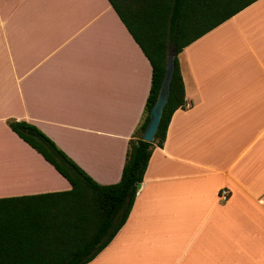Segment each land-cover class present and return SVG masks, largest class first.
<instances>
[{
  "label": "crops",
  "instance_id": "crops-1",
  "mask_svg": "<svg viewBox=\"0 0 264 264\" xmlns=\"http://www.w3.org/2000/svg\"><path fill=\"white\" fill-rule=\"evenodd\" d=\"M178 61L186 106L154 147L126 222L85 264H264V0ZM150 83L108 0H0V197L70 187L9 119L35 124L97 182L118 181Z\"/></svg>",
  "mask_w": 264,
  "mask_h": 264
},
{
  "label": "trees",
  "instance_id": "trees-1",
  "mask_svg": "<svg viewBox=\"0 0 264 264\" xmlns=\"http://www.w3.org/2000/svg\"><path fill=\"white\" fill-rule=\"evenodd\" d=\"M151 66L146 115L129 140L118 181L87 174L35 124L9 119L10 129L67 180L65 190L0 197V264H85L114 238L134 204L154 147L187 100L178 53L255 0H108ZM175 44L169 94L153 141L141 138Z\"/></svg>",
  "mask_w": 264,
  "mask_h": 264
},
{
  "label": "water",
  "instance_id": "water-1",
  "mask_svg": "<svg viewBox=\"0 0 264 264\" xmlns=\"http://www.w3.org/2000/svg\"><path fill=\"white\" fill-rule=\"evenodd\" d=\"M175 54V44L169 45L165 61V72L163 75V79L161 81L156 100L149 111L148 123L144 131L141 133V138L145 141H153L155 133L158 129L162 111L168 99L170 80L174 71Z\"/></svg>",
  "mask_w": 264,
  "mask_h": 264
},
{
  "label": "rangeland",
  "instance_id": "rangeland-1",
  "mask_svg": "<svg viewBox=\"0 0 264 264\" xmlns=\"http://www.w3.org/2000/svg\"><path fill=\"white\" fill-rule=\"evenodd\" d=\"M57 145V144H56ZM25 147H27V145L25 146ZM28 149H31L30 147H27ZM30 151H32L33 152V150L31 149ZM33 153H35V152H33ZM27 155H29L28 153H27ZM31 155H35V154H31ZM37 155V157L40 159L41 157L38 155V154H36ZM29 160H31V159H29ZM29 162V161H28ZM54 171V170H53ZM65 180H61V184H57V185H60V186H58V187H52V189H50L51 191H53V190H62V189H64L65 187H64V182ZM47 186H49V185H47ZM56 188H58V189H56ZM35 190H37L36 192H39V191H46V190H48V189H46V190H41L39 187H38V189H35ZM29 191H26V193H28Z\"/></svg>",
  "mask_w": 264,
  "mask_h": 264
},
{
  "label": "built area",
  "instance_id": "built-area-1",
  "mask_svg": "<svg viewBox=\"0 0 264 264\" xmlns=\"http://www.w3.org/2000/svg\"><path fill=\"white\" fill-rule=\"evenodd\" d=\"M229 197V189L227 187H222L218 192V198L220 201H225Z\"/></svg>",
  "mask_w": 264,
  "mask_h": 264
}]
</instances>
